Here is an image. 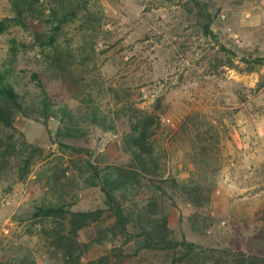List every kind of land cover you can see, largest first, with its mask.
I'll return each instance as SVG.
<instances>
[{
	"label": "rangeland",
	"instance_id": "obj_1",
	"mask_svg": "<svg viewBox=\"0 0 264 264\" xmlns=\"http://www.w3.org/2000/svg\"><path fill=\"white\" fill-rule=\"evenodd\" d=\"M199 2L217 39L194 0H91L75 11L74 0H0V74L26 107L17 152L0 171V264L63 263L57 229L68 233L71 217L40 215L51 206L103 211L74 238L85 264L110 254V264H233L228 250L264 257L254 234L264 227V0ZM137 110L158 121L153 161L180 186L161 197L146 176L125 205L137 202L139 215L161 197L157 217H168L173 238L200 245L196 255L138 251L111 231L95 168L104 176L129 163L123 130ZM30 147L39 152L21 179Z\"/></svg>",
	"mask_w": 264,
	"mask_h": 264
},
{
	"label": "trees",
	"instance_id": "obj_2",
	"mask_svg": "<svg viewBox=\"0 0 264 264\" xmlns=\"http://www.w3.org/2000/svg\"><path fill=\"white\" fill-rule=\"evenodd\" d=\"M74 1L77 6H73V11L84 10L91 0ZM194 1L200 9L201 16L207 21L205 28L206 34L217 39L211 30L212 19L210 14L202 7L199 0ZM5 28V23H0V32L5 30ZM55 43L56 40L52 39L51 45H53V47ZM15 48L16 46L14 49ZM262 61L263 60H259V62ZM45 108V115L51 116L55 114L54 111H49L48 107L45 106ZM25 112L26 107L19 93L5 80L3 75L0 74V171L6 168V165L11 162L13 153L17 152L19 146L16 142H13V137L15 136L14 132H17L15 125L18 115ZM130 114H132V118L123 130L122 143L125 153L130 157L129 163L124 166L108 167L106 170H109V172L104 176H101L98 169L94 167L97 174L96 179H98L94 185L101 186V190L106 197V204L112 212L111 218L115 219L114 225L111 226V231L115 236L121 234L130 241L134 240L137 244L138 251L152 250L175 252L184 250L187 254L186 257L196 255L200 245L187 241L186 239L177 240L173 238V231L169 227L168 217H157L158 200L162 196L167 195V187L177 188L180 186V183L175 178H165L160 172V168L153 161V148L151 147L150 139L154 134L152 131L153 126L159 123L155 120L154 115L149 114L145 110H137L136 113L132 112ZM5 131L11 132L9 134V143H6L7 140L4 138L3 133ZM22 146H28V143H24ZM30 148H32L31 154L26 159L19 161L18 169L21 179L25 178L28 174L34 156L38 151L35 147ZM146 176H154L157 179L158 183H154L152 186L157 191H161V197H157L156 195L150 197L146 205L142 207V213L136 215L134 211L137 202H134L133 205L129 207L125 205V202L130 201L131 198L135 199V197L140 194V190L143 189L142 182ZM158 178L161 180H158ZM181 186L184 192H186V185L183 184ZM169 196L173 197V195ZM191 202L194 203V201ZM39 212L40 215L46 217L62 216L65 220H67V216L71 217L70 231L68 233H63L65 227H62L64 229L61 231L57 229V238L63 242L64 248L66 249L62 264H85L82 262L80 256H76V242L74 238L78 236V232L81 229L91 225L93 222H98L101 219L103 211L71 212L61 206H51L43 207ZM189 221L192 223L191 227L193 231L198 233L202 232L203 227L198 225L197 215L192 214L189 217ZM254 232L257 238L264 239V227ZM112 255L114 254L105 255L87 264H110ZM224 255L222 257L226 263L264 264V257L252 254L247 255L242 251L233 252L228 250Z\"/></svg>",
	"mask_w": 264,
	"mask_h": 264
}]
</instances>
